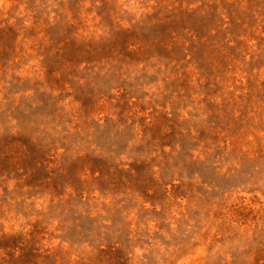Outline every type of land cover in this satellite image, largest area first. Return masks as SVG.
Listing matches in <instances>:
<instances>
[{
  "label": "rangeland",
  "instance_id": "rangeland-1",
  "mask_svg": "<svg viewBox=\"0 0 264 264\" xmlns=\"http://www.w3.org/2000/svg\"><path fill=\"white\" fill-rule=\"evenodd\" d=\"M0 264H264V0H0Z\"/></svg>",
  "mask_w": 264,
  "mask_h": 264
}]
</instances>
